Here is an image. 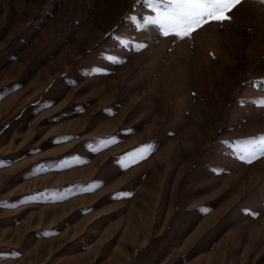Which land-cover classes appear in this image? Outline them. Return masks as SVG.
Returning <instances> with one entry per match:
<instances>
[{"label": "rangeland", "instance_id": "rangeland-1", "mask_svg": "<svg viewBox=\"0 0 264 264\" xmlns=\"http://www.w3.org/2000/svg\"><path fill=\"white\" fill-rule=\"evenodd\" d=\"M150 14L138 0H0V202L36 197L0 204V264H264V157L229 147L264 138V3L183 40L135 27ZM23 90L39 121L9 152ZM149 144L139 163L122 156Z\"/></svg>", "mask_w": 264, "mask_h": 264}, {"label": "snow or ice", "instance_id": "snow-or-ice-1", "mask_svg": "<svg viewBox=\"0 0 264 264\" xmlns=\"http://www.w3.org/2000/svg\"><path fill=\"white\" fill-rule=\"evenodd\" d=\"M148 11L150 15H140V24H136L137 28L152 27L158 31L163 36H172L174 38L183 40L186 38H191L194 33L198 30L203 29L207 24L216 22L223 23L225 21H230V13L241 5L244 0H138ZM264 3V0H261ZM133 19V18H130ZM118 42L119 37H117ZM125 46H127V42ZM136 48L143 49L146 47L144 44H136ZM110 62H117L113 57L109 56ZM96 73H101L106 71V69L96 66L92 69ZM264 87V85H262ZM44 107L48 105L41 102ZM260 106H264V100L260 101ZM54 119V117H53ZM61 140H68L69 137H62ZM117 141L115 138H107L99 143L102 147H108L111 144H115ZM87 147L90 151L95 154L99 151L98 148L93 147L88 144ZM230 150L233 155L248 164L253 163L261 157H264V138L257 139L255 137H250L242 140H236L229 143ZM147 150L148 155L152 154V145H144L139 147L137 150L122 154L124 158H131L132 164L139 163L148 157L144 155ZM87 162V161H81ZM117 163L120 165V158H117ZM132 164L120 165L122 170H126L131 167ZM61 168L67 167L66 164L61 163L58 165ZM41 171L42 169H37ZM103 181H90L85 186L81 188V191L90 193L96 188L102 186ZM121 198H126L131 195V193H120ZM36 197L22 198L15 203L11 202H0L5 207H15L18 203H23L24 199H35ZM62 199V198H61ZM250 216H258L259 212L251 210H243ZM50 233L44 232L43 235H49ZM13 255H19V253H12Z\"/></svg>", "mask_w": 264, "mask_h": 264}, {"label": "crops", "instance_id": "crops-1", "mask_svg": "<svg viewBox=\"0 0 264 264\" xmlns=\"http://www.w3.org/2000/svg\"><path fill=\"white\" fill-rule=\"evenodd\" d=\"M20 88H22V86H20L19 88L17 87L15 89L11 90L5 98H7L8 96L17 92L16 90H18ZM24 91L25 90L17 93L8 102V106H10V107L15 105V108H12V114L9 116L11 124L9 125L8 129L6 128L7 130L4 129V131H5L4 135H7V137H9V138H11L13 136L12 137L13 142L10 139L7 141V144H6V146L9 145L8 148L11 149L10 151L7 150L9 152L26 149L27 138L29 135V131H27L29 128L28 126L30 125L29 122L32 123L34 119L35 120L38 119L37 121H39V94L35 98H33L30 102H29V100L20 101V99H22L20 97L23 95ZM18 97H19V100H18ZM17 102H19V104H17ZM29 104L30 105L35 104L34 108H30L31 109L30 112L28 109ZM29 117L32 118L30 121H28ZM31 130H32V127H31ZM31 130H30V132H31ZM25 155H27V153L26 154H24V153L20 154L18 157L23 158V156H25Z\"/></svg>", "mask_w": 264, "mask_h": 264}]
</instances>
